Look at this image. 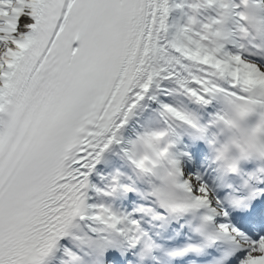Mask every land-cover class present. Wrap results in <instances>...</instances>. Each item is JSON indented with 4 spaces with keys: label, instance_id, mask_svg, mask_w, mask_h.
Listing matches in <instances>:
<instances>
[{
    "label": "snow or ice",
    "instance_id": "snow-or-ice-1",
    "mask_svg": "<svg viewBox=\"0 0 264 264\" xmlns=\"http://www.w3.org/2000/svg\"><path fill=\"white\" fill-rule=\"evenodd\" d=\"M0 264H264V0H0Z\"/></svg>",
    "mask_w": 264,
    "mask_h": 264
}]
</instances>
